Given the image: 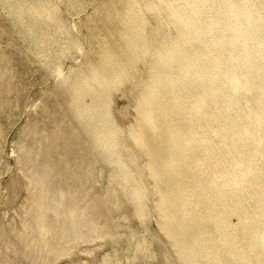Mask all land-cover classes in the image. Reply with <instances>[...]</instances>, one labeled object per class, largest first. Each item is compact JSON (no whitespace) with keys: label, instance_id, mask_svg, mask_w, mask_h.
Returning a JSON list of instances; mask_svg holds the SVG:
<instances>
[{"label":"bare ground","instance_id":"bare-ground-1","mask_svg":"<svg viewBox=\"0 0 264 264\" xmlns=\"http://www.w3.org/2000/svg\"><path fill=\"white\" fill-rule=\"evenodd\" d=\"M0 12L21 64L55 75L42 113L25 115L24 177L3 189L40 263L110 235L100 264H264V0H0ZM88 17L90 45L64 68ZM8 85L12 120L25 96Z\"/></svg>","mask_w":264,"mask_h":264},{"label":"rangeland","instance_id":"rangeland-1","mask_svg":"<svg viewBox=\"0 0 264 264\" xmlns=\"http://www.w3.org/2000/svg\"><path fill=\"white\" fill-rule=\"evenodd\" d=\"M90 9V5H85L80 9L78 15ZM6 10L7 7L2 9L4 14H7ZM1 15L5 17L2 12H0V16ZM72 18H76V16ZM92 18L93 17H88L83 19L82 24L78 26V31L80 32L78 37L79 43L71 48L70 52L72 54L62 59L64 68L75 64L76 59L81 57V53L89 47L90 40L86 25L91 22ZM6 35V32L0 35V82L7 80L9 84L8 97H13L16 92H19L15 89V85H20V92L23 90L25 98L22 101V107L18 114H12V120H9V116L2 117V115H0V155L2 156L0 158V264H100V255H102L111 243L116 241L113 240L110 235H108L107 241L104 239L79 240L78 242L71 241L68 244L76 245L75 248H69L66 253L56 258H54L53 254H48L45 261L40 263L39 258H36V250H32L28 246H25L22 242V237L16 235L12 230V227H17L19 225V214L22 215L23 212L18 206L21 204L20 202H17V205L16 201H13L10 207H6L5 198L10 197L11 193L9 191L6 193L3 189H6L10 177L19 181L24 177V174L20 170L23 164L22 162H17L16 158L22 152V149L19 148L20 138L23 137L25 139L26 137V135L25 137L21 135L22 131L25 130V115L28 110L30 111V109L35 107V103H38L37 109L42 113V104L45 102L49 103V98L42 100V97H46L47 90L55 89V75L46 73V68L44 69L42 63L34 56L30 57L31 59H24L25 62L22 61L21 64V60L17 59L18 57L14 53L11 45L4 42L3 36ZM26 37V34L23 33H21V35H18V33L11 34L12 41L19 43L21 47H25L24 38ZM1 59L4 60L1 61ZM11 66L13 67L11 68ZM21 68H23V71ZM19 99H22V97H19ZM111 99L116 106H121L126 101V97L119 94L118 91L113 93ZM11 102H13V99H11ZM21 126L23 130L20 129ZM26 140H28V137ZM26 142L29 143L28 141ZM125 209V205H122V210ZM110 215L111 213L108 212L107 218ZM231 219H235V216H232ZM150 224H154L153 218L150 220ZM115 227H117V225ZM115 229L116 228L113 227L112 229V227L109 226V230H112L111 232ZM15 231H17V229H15ZM147 241L149 242L150 238L147 237L146 242ZM85 247H87L89 251H82ZM153 252L152 250V253ZM108 264L128 263H125L123 259L120 260V263H117L116 260L112 258ZM152 264L162 263L156 259Z\"/></svg>","mask_w":264,"mask_h":264}]
</instances>
